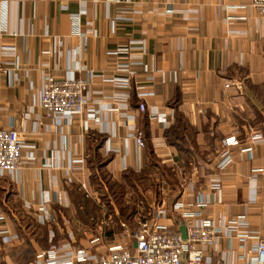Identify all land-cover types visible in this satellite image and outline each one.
Segmentation results:
<instances>
[{"label": "crops", "instance_id": "0c3cea01", "mask_svg": "<svg viewBox=\"0 0 264 264\" xmlns=\"http://www.w3.org/2000/svg\"><path fill=\"white\" fill-rule=\"evenodd\" d=\"M116 14L126 19L111 35ZM130 39H142L141 64L129 86L114 85L117 47ZM1 43L14 49L0 51V128L16 130L23 147L18 169L0 176V264H36L49 242L87 248L99 237L104 251L121 232L101 221L107 188L133 179L157 186L151 215L163 204L161 220L180 232L171 204L194 209L195 192L208 194L210 177L219 178L218 199L198 217L242 226L219 236L218 250L206 247L212 260L244 261L254 237L264 238V18L247 0H0ZM13 59L9 84L2 61ZM150 70L161 75L148 81ZM72 73L91 75L88 100L80 116L57 124L38 107L39 89L45 74ZM230 79L240 92L224 86ZM133 86L147 93L144 111ZM130 127L142 130V148ZM230 134L231 163L216 170ZM42 210L47 224L37 221Z\"/></svg>", "mask_w": 264, "mask_h": 264}, {"label": "built area", "instance_id": "2783aa9c", "mask_svg": "<svg viewBox=\"0 0 264 264\" xmlns=\"http://www.w3.org/2000/svg\"><path fill=\"white\" fill-rule=\"evenodd\" d=\"M248 5L255 12L264 18V0H247ZM126 19L121 15L109 17V33H114L116 21ZM75 21V19L73 18ZM74 30H76L74 23ZM14 49L11 44H0L1 52H12ZM117 53L122 54L119 58L121 61L114 64L116 71L121 74L113 75L111 81L114 85L129 86L130 80L134 76L131 69L134 65L141 64L143 53L142 39H130L124 44L117 47ZM9 64V68H3L9 77L8 83L12 81L14 68L17 67L15 59L11 61H2ZM146 79L149 81L155 75H161L157 71H147ZM90 74L84 76L69 74L61 77H54L45 74L44 81L39 89L37 105L43 110L46 116L51 117L57 124L69 123L75 117L82 114L84 105L88 100ZM167 79H173V75L168 74ZM225 87H232L235 91L240 92L242 83L238 79H230L224 84ZM142 86H133L132 91L137 108L140 111L146 109L144 95L146 92L141 91ZM108 104V103H106ZM108 107V106H107ZM95 111L86 110L85 115L88 119L94 118ZM158 121L163 117L157 115L154 107H151L150 113ZM130 138L133 143L142 148L143 132L138 127H130ZM224 147L214 168L223 170L231 163V155L228 151L230 146L237 144V139L230 134L221 139ZM22 140L18 132L11 128H0V176L3 173L12 174L21 163ZM74 159L71 162L80 161ZM122 168L124 166L122 165ZM70 169L68 165V170ZM188 192L193 191V186H188ZM220 193L219 178L212 176L208 182V194L195 192L194 209L189 204L175 201L171 204L170 209L177 214L184 230V237L180 232L169 227V223L162 221L166 217V209L162 204L152 215L147 218L135 221L131 229L123 221L117 220L121 229L118 240L114 243H108L104 251H99L95 247V242L99 237L88 239L89 247H74L69 244L56 245L49 242L43 251L44 257L37 260L36 264H230L221 260H212L206 253V247L212 245L213 249L218 250V238L224 236L229 238L232 231L240 228L239 223L215 224L209 218H199L198 214L201 208L206 207L218 199ZM103 213H106L102 208ZM50 215L45 210L38 215L39 223H48ZM236 236L243 239L248 237L244 231H236ZM8 239V237H6ZM234 264H264V238L254 237V243L251 247V254L244 261Z\"/></svg>", "mask_w": 264, "mask_h": 264}, {"label": "rangeland", "instance_id": "374dc122", "mask_svg": "<svg viewBox=\"0 0 264 264\" xmlns=\"http://www.w3.org/2000/svg\"><path fill=\"white\" fill-rule=\"evenodd\" d=\"M125 188L117 187L114 185H109L107 188V193L111 204H108L105 214H109L110 218L107 221V217L104 214L102 222L107 223L105 226L107 229L111 228V223L113 229H116L118 222L115 219V215L126 223L131 229L134 227L135 221L143 218V216L151 215V205L154 206L153 198L157 186L150 187L149 183L139 182L137 179H133ZM158 190V189H157ZM153 203V204H152ZM114 209V210H113ZM116 213V214H113ZM111 222V223H110ZM111 230V229H110ZM117 233V231H115ZM120 235V234H119Z\"/></svg>", "mask_w": 264, "mask_h": 264}, {"label": "water", "instance_id": "95a60500", "mask_svg": "<svg viewBox=\"0 0 264 264\" xmlns=\"http://www.w3.org/2000/svg\"><path fill=\"white\" fill-rule=\"evenodd\" d=\"M180 234H181L182 237H184V230H183V228L180 229Z\"/></svg>", "mask_w": 264, "mask_h": 264}]
</instances>
